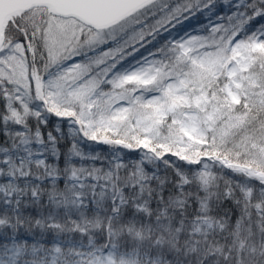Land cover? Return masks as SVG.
<instances>
[{
  "label": "snow or ice",
  "instance_id": "1",
  "mask_svg": "<svg viewBox=\"0 0 264 264\" xmlns=\"http://www.w3.org/2000/svg\"><path fill=\"white\" fill-rule=\"evenodd\" d=\"M0 264H264V0H0Z\"/></svg>",
  "mask_w": 264,
  "mask_h": 264
}]
</instances>
